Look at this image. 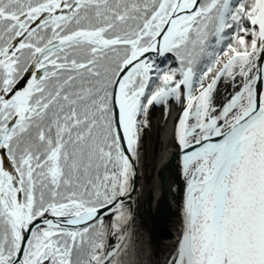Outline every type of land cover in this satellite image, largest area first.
Returning a JSON list of instances; mask_svg holds the SVG:
<instances>
[{"label": "snow or ice", "instance_id": "1", "mask_svg": "<svg viewBox=\"0 0 264 264\" xmlns=\"http://www.w3.org/2000/svg\"><path fill=\"white\" fill-rule=\"evenodd\" d=\"M171 101L166 264H264V0H0V264H138L127 200Z\"/></svg>", "mask_w": 264, "mask_h": 264}, {"label": "bare ground", "instance_id": "2", "mask_svg": "<svg viewBox=\"0 0 264 264\" xmlns=\"http://www.w3.org/2000/svg\"><path fill=\"white\" fill-rule=\"evenodd\" d=\"M170 103L171 109L167 122L164 120V108L161 106L155 107L156 116L150 117L151 127L145 130L147 140L145 144V169L143 174L144 183L142 182L141 187L137 190L139 178L137 167V182L135 191L132 194V200H127V203L132 208L134 217L130 221V226L132 223L134 224V227L132 226V228L135 232H139V229L142 228L144 224H148L151 227L161 224L167 226L166 224H174L175 217L178 218L172 207L167 204L165 194L161 189V173L166 165L173 159L177 151L172 132L173 118L178 114L179 106L175 101H171ZM179 174V171L176 172V177H179ZM179 181L180 187H178L177 193L180 197V201H182L180 204V207L182 208L184 196V181L182 175L179 177ZM159 207L168 212L169 217L167 220L161 217L160 214L158 215ZM130 226L128 225V229ZM179 226L180 229L178 234L181 230V225ZM170 253H168L164 263Z\"/></svg>", "mask_w": 264, "mask_h": 264}, {"label": "rangeland", "instance_id": "3", "mask_svg": "<svg viewBox=\"0 0 264 264\" xmlns=\"http://www.w3.org/2000/svg\"><path fill=\"white\" fill-rule=\"evenodd\" d=\"M155 116H156V108H153L151 110L150 117H155ZM146 140H147V138H146V131H145V134L143 136V146H142V149H141L142 160L138 164V172H139V175H140V183L137 186V190L141 187L142 182L144 183L143 174H144V169H145L144 162H145V144H146ZM135 194H136V192H135ZM138 197H139V195H138ZM160 216L162 217V215H160ZM164 219L167 220L166 218H164ZM132 226L134 227V224ZM171 226L172 225H170V227ZM175 226L177 227L176 223H175ZM144 227H145V224L143 225L142 228L139 229L140 230L139 232H137V231L135 232V230H134L132 232V235H131V236H133V238L131 239V242L134 243V242H137V240H142L143 241L141 243L142 245H135L136 249H137V253H138L137 254L138 264H149L150 262L152 264L151 260H153V259H154V263L157 261L156 264H159L162 261V258H160L161 260L160 259L159 260H155V259L158 258V252L162 251L163 255H164L165 252H167L166 250H164L165 242L163 243L161 241L160 237H163V236H161V234L165 235V232L170 233L171 230H169V228L167 226H164L162 224L161 225H154L152 227H149L148 231H147V229H144ZM151 230L154 233L153 236L157 237L159 242L156 241L153 236H152L153 237L152 238V237L147 235V233H149ZM176 232H177V230H176ZM113 242L115 243V242H117V240L115 238H111V243H113Z\"/></svg>", "mask_w": 264, "mask_h": 264}, {"label": "water", "instance_id": "4", "mask_svg": "<svg viewBox=\"0 0 264 264\" xmlns=\"http://www.w3.org/2000/svg\"><path fill=\"white\" fill-rule=\"evenodd\" d=\"M151 55V54H150ZM180 172V160L177 157V151L176 154L174 155L173 159L170 161L169 164L166 165L164 170L161 173V189L162 192L165 194L167 204L172 207L173 211L176 213L180 225L182 226V215H181V207L180 204L182 201H180V197L177 193L179 185V177L181 176V172L179 174V177H176V172ZM136 182H137V176H136V181L134 187H136ZM176 186V188H175ZM182 189V188H181ZM134 192H132L133 194ZM132 194L131 198L129 199L130 201L132 200ZM158 214L164 216V217H169L168 212H166L164 209L161 207L158 208ZM124 227H128V225H124ZM127 235V233H126ZM117 242H113L112 244H116ZM176 243V242H175ZM175 247V245H174ZM173 247V249H174ZM171 250V252L173 251ZM169 258V257H168ZM167 258V259H168ZM166 264V262L164 263Z\"/></svg>", "mask_w": 264, "mask_h": 264}, {"label": "trees", "instance_id": "5", "mask_svg": "<svg viewBox=\"0 0 264 264\" xmlns=\"http://www.w3.org/2000/svg\"><path fill=\"white\" fill-rule=\"evenodd\" d=\"M174 59V58H173ZM142 149V148H141ZM139 183H140V175H139V178H138V185H139ZM176 220V225H177V227L174 225V224H172V226L170 227L169 226V230H171V232L170 233H166L165 235L163 234H161V236H163V237H160L161 238V241L164 243L165 242V244H164V250H166L167 252H165L164 253V255H163V252L161 251H159L158 252V258L157 259H155V260H159L160 258H162V261L159 263V264H164V261H165V259H166V257H167V255H168V253H170V250L173 248V246H174V244H175V242H176V240H177V236H178V231H179V229H180V226H179V221H178V219H175ZM132 225H133V223H132ZM132 225L130 226V228H129V231H128V233H127V236H129V238H130V241H131V239L133 238V236H131L132 235V232L134 231V229L132 228ZM149 227H151V226H149L148 224H146L145 225V227H144V229H147V231H148V228ZM176 230H177V232H176ZM145 232V231H144ZM147 235L148 236H150V237H152L153 235H154V233H153V231L151 230L149 233H147ZM154 237V239L156 240V241H158L159 242V240H158V238L157 237H155V236H153ZM152 237V238H153ZM169 239V240H168ZM143 241L142 240H137V242H134V244L135 245H142L141 243H142ZM161 260V259H160ZM152 261V264H156L157 263V261L154 263V259L153 260H151ZM149 264H151V262L149 263Z\"/></svg>", "mask_w": 264, "mask_h": 264}, {"label": "flooded vegetation", "instance_id": "6", "mask_svg": "<svg viewBox=\"0 0 264 264\" xmlns=\"http://www.w3.org/2000/svg\"><path fill=\"white\" fill-rule=\"evenodd\" d=\"M162 217H164V216H162ZM164 218H166V219H168L167 217H164ZM175 219H178V218H176L175 217ZM174 219V225H175V222H176V220ZM179 221V220H178ZM167 225V227L169 228V226H170V224L168 225V224H166ZM179 225H180V222H179ZM165 226V225H164ZM167 232H165V234H166Z\"/></svg>", "mask_w": 264, "mask_h": 264}]
</instances>
